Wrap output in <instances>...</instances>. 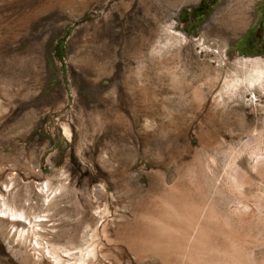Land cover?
<instances>
[{
    "label": "rangeland",
    "instance_id": "rangeland-1",
    "mask_svg": "<svg viewBox=\"0 0 264 264\" xmlns=\"http://www.w3.org/2000/svg\"><path fill=\"white\" fill-rule=\"evenodd\" d=\"M208 212L264 264V0H0V264H182Z\"/></svg>",
    "mask_w": 264,
    "mask_h": 264
},
{
    "label": "bare ground",
    "instance_id": "bare-ground-1",
    "mask_svg": "<svg viewBox=\"0 0 264 264\" xmlns=\"http://www.w3.org/2000/svg\"><path fill=\"white\" fill-rule=\"evenodd\" d=\"M260 71H262V70H260ZM260 71L257 70L258 75L263 73V71L262 72H260ZM168 205H170V204H168ZM168 214H170L169 211H168ZM207 215H208L207 221L204 222V224L202 226L200 225V229L202 231L196 237L192 246L188 250H184L180 246L182 249V251H181L182 252V258L184 257V260L183 259L182 260L178 259V260L182 264H251V260L245 254L244 249L240 245L241 242L239 241V238L232 231L225 230L223 227L222 228L218 227L216 232H214L215 230L212 231L211 230V228L213 226L212 222H214V220L211 219L212 213L208 212ZM161 218L162 217H160L158 219H160V221H163V219L161 220ZM165 218H164V220H165V223L167 225H169V224L173 225V224L177 223V222L174 223V221L172 223L170 221L172 219L166 220ZM155 220H157V219H155ZM157 221H156V225L153 222V225L150 226L149 221H148V223L143 225V227H142L143 231H141L142 235H141V237L139 236V238H140L139 240H141V242H139L141 244V246H139V247L143 246L145 248H151V249H153L152 251H154V249L156 250L157 246H159V247L160 246H168V244L171 242L172 236H170L171 235L170 233H166V230H167L165 227L166 224L162 223V224H164V228L162 230V228H160V226L162 224L161 223L159 224V222L157 224ZM218 223H220V222H218ZM215 226H217V225H215ZM154 227H156L158 229L160 228V230H162V233L157 234L156 233L157 229H156V231H154V229H155ZM226 228H228V227L226 226ZM172 243H173V241H172ZM150 252H151V250H150ZM152 253H154V252H152Z\"/></svg>",
    "mask_w": 264,
    "mask_h": 264
},
{
    "label": "crops",
    "instance_id": "crops-1",
    "mask_svg": "<svg viewBox=\"0 0 264 264\" xmlns=\"http://www.w3.org/2000/svg\"><path fill=\"white\" fill-rule=\"evenodd\" d=\"M251 1V0H250ZM233 9H235V8H233ZM240 9V8H239ZM241 15H240V13L237 15V19H238V25H237V28H235V29H230V30H227V32H230V33H239V34H245V33H247V29H241L240 28V23H241V21H240V19H241ZM249 17H250V19H251V11H250V15H249ZM251 21V20H250ZM242 24H244V23H242ZM236 27V26H235ZM250 27H251V25H250Z\"/></svg>",
    "mask_w": 264,
    "mask_h": 264
}]
</instances>
